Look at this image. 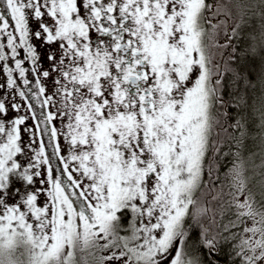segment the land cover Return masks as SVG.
I'll return each instance as SVG.
<instances>
[{"label":"snow or ice","instance_id":"6c2138e0","mask_svg":"<svg viewBox=\"0 0 264 264\" xmlns=\"http://www.w3.org/2000/svg\"><path fill=\"white\" fill-rule=\"evenodd\" d=\"M0 264H264V0H0Z\"/></svg>","mask_w":264,"mask_h":264},{"label":"trees","instance_id":"16d2710c","mask_svg":"<svg viewBox=\"0 0 264 264\" xmlns=\"http://www.w3.org/2000/svg\"><path fill=\"white\" fill-rule=\"evenodd\" d=\"M255 93H256L257 96H259V94H260L259 85H257V88L255 89Z\"/></svg>","mask_w":264,"mask_h":264},{"label":"rangeland","instance_id":"374dc122","mask_svg":"<svg viewBox=\"0 0 264 264\" xmlns=\"http://www.w3.org/2000/svg\"><path fill=\"white\" fill-rule=\"evenodd\" d=\"M45 139H47V137H45Z\"/></svg>","mask_w":264,"mask_h":264}]
</instances>
